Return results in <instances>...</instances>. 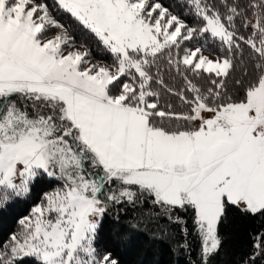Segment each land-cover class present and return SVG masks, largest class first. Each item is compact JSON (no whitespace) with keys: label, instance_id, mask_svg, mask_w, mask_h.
Returning <instances> with one entry per match:
<instances>
[{"label":"snow or ice","instance_id":"obj_1","mask_svg":"<svg viewBox=\"0 0 264 264\" xmlns=\"http://www.w3.org/2000/svg\"><path fill=\"white\" fill-rule=\"evenodd\" d=\"M20 205L0 264H121L106 235L140 232L210 264L233 213L264 222V0H0V217Z\"/></svg>","mask_w":264,"mask_h":264},{"label":"trees","instance_id":"obj_2","mask_svg":"<svg viewBox=\"0 0 264 264\" xmlns=\"http://www.w3.org/2000/svg\"><path fill=\"white\" fill-rule=\"evenodd\" d=\"M172 2L173 0H163L165 5H170ZM77 39H80L79 35ZM94 55L98 56L95 51ZM26 210V205H20L0 217V239H4L8 233L15 230L16 219L26 214ZM141 211V208L135 210L129 208L126 215L121 214L122 220L127 221ZM185 218L190 219L187 215ZM148 227L152 229L153 225ZM261 230H264V222L261 218L243 219L233 213L228 227L223 230L225 237L223 247L219 254L211 259L210 264H240L242 258L250 252L249 234ZM110 237L111 233H108L105 240L108 246L114 247L121 264H200L199 242L191 235L189 236L190 251L176 248L172 241H153L144 232L134 234L128 243L117 244ZM176 239H180L178 233Z\"/></svg>","mask_w":264,"mask_h":264},{"label":"rangeland","instance_id":"obj_3","mask_svg":"<svg viewBox=\"0 0 264 264\" xmlns=\"http://www.w3.org/2000/svg\"><path fill=\"white\" fill-rule=\"evenodd\" d=\"M207 54V53H206Z\"/></svg>","mask_w":264,"mask_h":264}]
</instances>
